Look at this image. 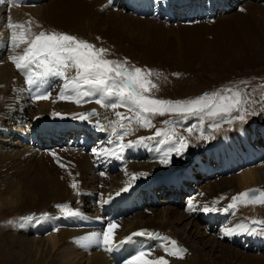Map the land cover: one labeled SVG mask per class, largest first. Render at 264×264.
<instances>
[{
  "label": "bare ground",
  "instance_id": "6f19581e",
  "mask_svg": "<svg viewBox=\"0 0 264 264\" xmlns=\"http://www.w3.org/2000/svg\"><path fill=\"white\" fill-rule=\"evenodd\" d=\"M21 1H27V3H31V4L29 5V4L19 3V4H12L11 6H9L7 3L3 5L0 4V120L5 119L7 121L6 123L0 122V123H3L0 126V131L1 133L5 134V137H4L5 139L3 141L10 140V139H6V137L11 135V131L13 127H8L7 126L8 124L11 126L13 123L16 122V123H19L20 124L19 126L22 127L24 124L26 125L28 123L29 116L27 112H30L32 110L30 106L35 107V110H33L32 112V115L34 114L32 116V120L34 118L35 119L33 120V123L30 124L32 125V128L30 129V135L29 134L27 135V133H24V136L30 138L29 142L35 141L37 137H42L48 140L49 138L54 137L55 135H58L55 133L56 131L57 132H69V127H67V125H66L67 127L66 128L65 126H62L59 124L61 122L56 121L57 119L56 116L58 114L68 113L67 114L68 116L72 114L74 116L73 122H77L78 121L77 113H86L89 108L86 109L84 105L88 104L91 109H95V110L97 109L96 112L99 110L100 115L102 116L101 109L98 107L101 105L95 103V97H93L90 100H87V102H84V98H82L81 108L77 109L76 113H73L72 111H70L72 110L71 108H74V107L70 106L71 104L69 103L75 102L76 98H75V95H73L71 100L60 98V92L62 91V83H61L62 79L59 77L48 78L47 83L44 84L43 88L41 89L42 92L45 90L50 91L49 92L50 98L53 92L57 91L56 94H59V97L54 101L55 103L52 102L53 100L51 101L52 103L47 102L48 99L47 100L34 99L33 96L36 92V86L31 87V91L28 95L23 90V88L21 89V85L23 83H24L23 85H27L29 87V85L26 82L27 77L25 75L23 76L19 75L20 72H18L14 64L8 58L9 56H12V55L21 54L23 48L26 45H21L20 49H16L14 46H11L9 44L8 37L11 34L10 30H8L7 28V22L9 20V17L11 18L12 23L23 24L24 29L30 28L31 34L33 36L39 33L38 30L41 31L43 28H45L44 26H50V25H54L53 28L56 27L57 29H59V26H61L66 30L68 29L67 31L69 33H74L75 31H77L78 32L77 34H79V36H84L86 31L90 28H93L94 30L100 26V29H104V32L107 35L111 33V34H115L116 38L119 36L120 38L118 39L117 43L120 42V44H123L124 41H121L122 38L127 39L129 35H132L129 33L130 31H128V29L129 28L137 29L139 20L155 18L153 15H155L156 12L158 14L162 13L164 18L159 17L157 15L156 17V19H158L157 21L151 20L150 23L142 22L141 24H139L138 29L141 32L150 31L154 33L152 34V37L149 36L150 33L148 34V32H144L146 33L145 35L142 34L143 36H145V39L149 41V44H148L149 48L147 49L150 51H153L156 55H159V56L161 55V57L164 58L168 55L174 56L172 52L175 50V49H172L171 46L166 45V47H164L165 49L160 51L159 47L161 44L158 47H156L157 45L156 46L154 45L155 41L157 40V37H161L160 36V33L162 32L161 23L167 24L165 20L176 22L181 17V11H188L187 16L192 15V18H196V19L204 18V21L197 20L198 22L196 25L191 26V24H186L187 26H189V30L203 28V26H205L206 23L211 22L210 19H208L209 18L208 15H210L215 9L220 8V5H221L220 9L222 10V9H227L230 6H234L233 4L236 5L237 3L239 4L241 2L240 0H163L162 5L156 4L157 6H155L154 8L153 6H151V0H124L130 3L131 8L133 9L132 12L131 11L125 12L123 8L119 9L117 8V6H113L112 4L108 3V0H106V5L108 4L112 8L111 13H114L119 18L117 19L111 18L108 21H105L104 23L107 25L104 28H102L103 26L101 27L100 22L99 21L97 22L95 18H92V15L90 13L96 0H56V1L49 0L47 3L44 2V0L43 1L42 0H21ZM37 1L39 2L37 3ZM201 1L205 2V5L207 6L206 8H204L201 5ZM182 4H184V6H182ZM256 9L260 10V7L254 4L252 0H248L245 3V5H243L239 9L238 12L220 16V20H221L220 24L222 28L224 29L230 28L233 32L235 31L234 33L248 32L246 33V35L248 34L247 35L248 37L247 36L242 37L245 39L238 38L234 41L229 40L228 43H226L225 41H220V44L222 45L225 42V46L228 45L229 47V45L233 43H237L239 39H241V41H246V42L247 40L249 41L246 45V47H248L249 45H252V41L257 43V39H264V32L262 33V31H264V27H263L264 12L261 14H258L260 19L257 21V19L255 18ZM261 9H262L261 11H264L263 8ZM145 12H148V13H145ZM48 13H49V16L47 18H53L49 22L50 24L41 22L38 16L43 18ZM203 13H205L206 15ZM225 18H228V20ZM35 19L36 20L38 19L39 22H41V25H42V26L40 25L41 28L39 26H34L33 24H31L32 21H34ZM182 19H185V15L182 17ZM220 20H218V22ZM177 24L180 25L179 23ZM216 26H220L219 23H217ZM216 26H214V28ZM24 29H14V31L19 33L20 31ZM249 31L251 33L253 31L254 32L258 31L259 37L256 38L255 35L249 36L250 34ZM47 32H50V31L47 30ZM223 32L225 31L223 30ZM74 36L77 37V35H74ZM137 39L139 40L140 38H137ZM226 39H228V37ZM253 39H256V40H253ZM220 44H218L217 46H220ZM257 45L259 44L257 43ZM182 55L185 56L184 54ZM170 58L171 57H169V60ZM185 60L187 59L185 58ZM37 71L39 70L37 69ZM15 76L20 77V83H15L14 81V79H16ZM22 91H24L25 93H23V96L20 97L19 94H21ZM13 96L20 98L21 100H23V102L19 103L18 106L12 107ZM53 97H56V96H53ZM29 102H31L32 104H30ZM67 107L69 108L67 109ZM50 109H52V112H49ZM82 109L84 110L82 111ZM23 114H24V117L22 118ZM97 115H98V112H97ZM60 116H63V115H60ZM98 117L95 119L102 121V119ZM84 123L89 124L90 120L89 119L84 120V122L80 121L74 124V128L76 127L81 128L82 126L85 125ZM48 124H51V125H48ZM86 126H89V125H86ZM105 126L108 128L109 124L107 123ZM125 127L126 129L127 127H129L131 130V132L129 131L130 132L129 135L124 136L125 140L127 141H134L135 138L139 134L143 133V130H144L142 129V127L138 126L135 120H133L132 123H127ZM93 130L98 131L100 129L93 127ZM135 132H137L138 134H136ZM201 134L202 133H200L197 138L198 140H200V144L196 143L198 145H195V146L193 144L191 147L190 146L188 147L187 151L184 152V153H192L194 151L195 153L197 152L195 156L193 155L190 158V160L194 159L193 161L195 162L193 163V165L191 164L190 167L198 166L199 169H197L196 171H199L204 174L207 173V175L209 173L214 174L216 172H220V173H226V171L234 172L235 175L230 176L231 187L225 190L226 193L228 192L229 195L238 194L240 190H243L248 186H251V185L253 186L254 184L257 185V184L264 183V159H263V156H264V124L263 125L258 124V125H253L251 127H246L243 125V123H237L234 125V129H232L229 132L224 131L223 133H220L216 135L215 137L213 136L214 137L213 140H210V141H209L210 138L207 134L204 135L203 138H200L202 137ZM115 136L116 135L111 136L110 138H108V140L111 139L113 141L116 139L117 141V138H115ZM1 139H2V136H1ZM34 145L35 143L33 144V146ZM111 146L114 147L112 144L108 143L106 145L104 144L102 147L108 148ZM155 147L156 145L149 149L152 155L150 159L151 161H147V160L145 161L141 159L144 157V155L143 154L141 155L142 152L141 150H139L140 149L139 146L127 148L123 152L122 159L112 158L111 163L107 164V166H109L112 169L113 167L118 166L117 170H119V174L117 175H114V174L113 175L112 174L111 175H106V174L101 175L100 172L99 173L94 172L93 174L92 169L94 168L95 170V166L100 165V160H97L96 158H94L96 160V164L90 165V160H89L90 157L88 156V153L79 154L74 148H72V150L70 149L67 152V155H65L66 154L65 150H63L62 153H58L57 154L58 156L59 154L60 156H62V154L64 156H67L66 157V159H68L67 161L68 162L69 160L73 161V164L75 167H73L74 169L69 168L70 170L64 169V172H62L63 169L61 168L60 170L57 169V173L56 175H54L55 178H58V180H56L57 181L56 183L52 181V179L54 178L53 175L51 177H48V176L44 177L43 175L40 177H37L38 176L37 174L35 175V177L32 176L30 178L32 181L31 182L32 185L30 186L31 189L33 190L32 194L33 196L35 195L38 196V199L35 198L36 199L35 202H37L38 206L29 209L28 213L34 210L33 212H31L30 215L36 216L38 218V222L37 221H33L31 223L24 222L23 229L22 228H20L19 230L17 229L16 231L19 233L16 234V236L14 235L15 236L14 238H11L10 235L8 234L9 241L4 240L0 244L3 248H5L6 254L7 252L12 253L11 259H10L11 264H43L44 262L45 264H49L55 258L56 255H59L58 259L60 261L59 262L60 264H82L83 259L80 258V253L77 250L78 248L74 249V246L83 245L85 243L84 238L88 237L91 233L102 231L104 228H106V225H107L106 221L109 222V220L117 224V228L114 232V241H113V246L115 250L111 253L106 252L104 250V246L101 245L99 247L103 250V252L107 254V258H106V255H104L102 252H99L97 249V252H93L91 254V257L86 259L87 261H89L87 262V264H102L107 261L106 259H108L109 261L107 264H122V262L124 261V257L129 258L132 254H134L137 251V249H140V248H144L146 250L149 248L148 250H151L149 254L145 257L146 259L154 260L159 257H164L165 260L168 262V264H222V262L215 261L209 255H207L203 250L198 248V245L194 243L195 241L194 242L192 241V244H190L188 241V240H191L190 236L196 235V233L199 234L197 230L198 219L193 217L194 216L193 214H195L196 212L200 213L199 209L205 204L208 205L212 203L211 206H213V203H214L213 195L216 193V191L214 189L212 193L206 192L208 189L209 183H207L204 187H200L198 194L194 192V194L196 195H194L193 197L191 196L192 197L191 203L194 206H197L199 203V207H197L196 211H189L188 213H186L185 211L180 212L178 211V207H172L171 210H169V206L167 205L162 206L163 207L161 208L162 210H159V211L148 209V206L151 209L152 201H154V204L158 203L156 206L160 204H164V202H162L164 201V199H162L161 196H159L158 194H156V198L159 201L154 199L155 197L154 192H156L158 189L160 190V188H157V187H160V185L158 186L155 185V178L153 176L161 172L168 173L170 168H172L174 164L173 158L175 157V154H173L172 161L168 166L161 165L159 163L160 153L157 154V152L154 150ZM99 148H96V149L99 150ZM46 152L51 153V155L53 154V156L55 155L53 151L50 149ZM75 153H76V157H74ZM4 154L5 153H1V155H4ZM70 154L72 155L70 156ZM1 155H0V160L4 163L9 164V160H7L8 161L7 162L5 160L6 158ZM9 155H12V154H9ZM42 155L44 156V154ZM57 155L56 157L59 160V157ZM97 155L98 157L101 156L100 154H97ZM185 157H186L185 155L181 156L182 162L186 161ZM33 159H35V157ZM46 159L48 160L49 157L46 156ZM103 159L105 162L107 158H103ZM175 160H179V158H175ZM63 161L61 162L64 164L65 161L64 162ZM26 162H28V160ZM252 162H259V164L253 165L251 167L247 166ZM122 163L123 165H120ZM101 165L103 169L104 168L103 164ZM5 168H8V167H5ZM54 168H57V167H54ZM82 169L84 170L81 173H87V174L91 173L92 174L90 178L89 177L87 178L88 181L86 183L83 180L84 186L79 185L77 189L79 193H84V197L90 203V205H88L90 209L89 214L83 213L79 208H77L79 206L75 205V206L69 207L65 203H58L61 201L62 198L64 199L69 198L66 196V189H65L66 186H64L63 182L65 183H68L69 181L72 182V180L74 179L72 175L74 176L76 172L80 173ZM241 169L243 170L241 171ZM99 170L100 169L98 168V171ZM60 171L62 172V174L59 173ZM21 172H25L28 174L27 169H20V167L6 174L5 169L0 167V181H2V184H5V185L7 181H10L9 182L10 187L15 186V188H17L18 187L17 183L19 181H25L26 179L29 178L28 176L20 178L19 176ZM142 172L148 173V175L139 176V173H142ZM186 172H187L186 169H184L182 172L178 171V169L176 170V174H182ZM193 172H195V170L194 171L190 170L188 173L184 174V177H179V178L177 177V179L172 180L171 183L174 182L172 185H176V189L178 188L177 195H179L181 191L183 192L182 189H183L184 182L187 176L189 174H192ZM133 174H136L135 179H133ZM7 175H8V178H7ZM104 177H107V179L109 178V180H104ZM179 184H182V186L181 185L177 186ZM99 186H102V187L100 188ZM213 186L215 187V183L211 184L209 187L212 188ZM126 187L127 188L129 187L128 191H121L122 189ZM130 187H134L132 192H131ZM237 187L240 190L235 193ZM19 188L20 187H18L16 191H18ZM75 190L76 189H74V191ZM23 191L24 189L22 190L21 194H23ZM117 192H120L121 194L116 195ZM146 192L152 193L153 198L149 200L148 204L145 203L144 204L145 206L141 207L140 208L141 210H138L135 216L129 222L126 219V213L132 212L134 208L136 207L139 209L140 206L136 205V202L137 201L139 202L140 201L139 199L143 200L144 198L138 197V196ZM202 193H205V196L200 198V194ZM28 197H29V192H25V194L22 197H19V194L17 196L20 202L25 201L26 204L27 202H29L27 201ZM58 205H66L68 206V208H60V207H57ZM218 208L220 209V207ZM68 210L77 211L79 214L76 216L70 217L67 215ZM187 210H188V205H187ZM246 210H249V211L253 210L252 212H250L251 215L256 216L257 218H260V220H264L263 219L264 204H254V205L248 204L238 209V211L235 214H231L229 211L225 212L222 209L216 212L208 213L205 216L203 212L202 217H204L205 222H207L206 219H208L209 222L212 224V227L208 226L210 228L208 232L206 229H203L202 227H200L203 229L202 231L203 234L200 235L201 240H199L196 237V239H198L197 243H200V244L202 243L203 245L216 243L217 246L219 243V245H224L220 243V240H225L223 239V237H229V242H231L232 240L235 243H239L238 246H240L242 241L245 239L247 241V244L243 246L247 248L249 247L251 249L257 247V249H260L258 250V252H264V236L250 235V234L246 236V233L231 235V236H226L224 234L226 229L233 228L235 227L236 224L242 223V221H240V217L241 215H244L246 213ZM168 211L171 213L172 217L167 215ZM191 212H193L192 215H191ZM44 213L47 214L46 217L41 215ZM17 215L27 217L29 214L28 215L17 214ZM225 217L230 218L229 222H226V226L224 225ZM182 220L186 221L185 225H183V228L181 230L177 229L176 225L182 224L181 223ZM189 223H190V226L194 228L195 233H192L191 231H187V234L190 235V236H187L185 234L186 233L185 229L188 228ZM12 226H15V223ZM155 230L163 231V233L167 235L166 238H169V239L165 240L163 243L153 239L152 234ZM217 230H219V232ZM7 231L9 230H6V232ZM31 231H33L34 235H31L32 234ZM139 231H144L145 234L140 235V236H135L130 241L126 239L131 233L139 232ZM40 232L44 234H42V236H39ZM159 233L161 234V232ZM0 238H2L1 235H0ZM171 240H175L177 242V246L183 245L186 248H188V251L191 254L185 255L184 253H182L181 255L183 258H180L179 256L171 255L170 254L172 250V245L170 243ZM121 241H124V243L120 244ZM149 242H152V243L149 245ZM47 245L49 246V248H51V250H54L53 256L48 259H47ZM94 246H95L94 244H90L88 247L93 248ZM224 246L226 248L221 253L222 257L225 258V257L231 256L232 258L233 257L238 258L237 257L239 253V251H237L238 249L234 250L235 248H232L229 245H224ZM165 248L168 249V252L165 251ZM252 251L254 250L252 249ZM36 253H41V255L42 254H46V255L44 257L33 258V255ZM249 256L257 257L258 255L253 254Z\"/></svg>",
  "mask_w": 264,
  "mask_h": 264
},
{
  "label": "rangeland",
  "instance_id": "374dc122",
  "mask_svg": "<svg viewBox=\"0 0 264 264\" xmlns=\"http://www.w3.org/2000/svg\"><path fill=\"white\" fill-rule=\"evenodd\" d=\"M48 1L49 0H44V2H46V3ZM51 1H54V0H51ZM120 1L121 0H111V3H110L108 0V3L115 4V5H117V7H121L122 4L120 3ZM247 1L248 0H245L244 2H240L239 5H237L234 9L230 10L228 13H222V14L218 13V15L216 17H214L215 19H212V17H209L208 19H210L211 22L206 23L205 26H203V28L189 30V26L186 25V24H191V26L196 25L197 22L182 23V21H181V23H180L177 20L176 22L179 23L180 25H178L177 23L163 24L160 22L162 24V27H161L162 32L160 33L161 37H157V40L155 41L154 45L155 46L157 45L156 47H158L161 44L159 47L160 51L164 50L165 49L164 47H166V45H169L172 47V49H175L172 52L174 54V56L168 55L169 57H171L170 60H169L168 56L163 58V57H161V55L160 56L156 55L153 51H150L147 49V48H149V46H148L149 41H147L145 39V36H143L146 34L144 32H148V34L150 33L149 34L150 37H152V34H154L153 32H150V31H142L141 32L138 29L139 24H141L142 22L150 23L151 20L157 21L158 19H156V18L139 20V24L137 25V29L136 28H129L128 29V31H130L129 33L132 35H129L127 37V39L122 38L121 41H124L123 44H120V42L117 43L118 39L120 38L119 36L116 38V35L111 34V33L107 35L104 32V29H100V26L94 30H93V28L88 29L86 31V33L84 34V36H79V34H77L78 33L77 31H75L76 33L75 32L69 33L67 31L68 29L66 30L61 26H59V29H57L56 27L53 28L54 25L44 26L46 29L43 28L42 30L45 31L46 33H50V32L55 31V32H63V33L71 34V35L72 34L77 35V38L83 39L89 43H92L93 45L96 46V48L107 49L108 51H107V53L104 54V58L109 59V60L119 61L122 64H124V66L126 68H128L130 70L135 69L137 67L141 68L143 70L141 75L145 76L146 79L150 80L152 83L157 85L156 88H151L150 92L146 93V95H150L152 97L164 99V100L177 101V100H191V99L200 97L206 93L219 92L223 95H232V93H234V92H240L242 94V99H244L245 101H255L254 103L246 105L248 115L246 117L245 122L233 121V123L231 125H229L227 123H222L221 127L218 131L217 130H211V129L207 128L206 122H207V124L209 123V120L207 117L204 118V124L202 125V127H201L199 119H197L196 117H194V119H193V121H197L194 124L192 123V121L190 119L193 117H189L186 120H180L176 124L175 130L177 133H179L180 135H182L186 138L189 146L191 147L193 144H194V146L200 144V140L197 139L198 135L200 133H202L201 134L202 136L207 134L210 138L209 139V141H210V140H213V138L216 135L223 133L224 131H227V132L231 131L232 129H234V125L237 123H243V125L246 127H251L253 125H258V124H261V125L264 124V39H257V43L259 45H257L256 42L252 41V45H249L248 47H246L247 43L249 42L248 40L246 42V41H241V39H239V41L237 43H233V44L229 45V47H228V45H226L227 46L226 47L225 42L228 43L229 40L234 41L238 38L245 37L248 35V34L246 35V33H248V32H246V33H239V32L234 33L235 31L233 32L230 28H225V29L222 28L221 24H220L221 23L220 16H224V15H228L231 13L233 14L234 12H238L239 9L243 5H245V3ZM38 2L39 1H37V3ZM253 3L256 4L258 7H260V10L256 9V14H255V18L258 21L260 19L258 14H261L264 12V11H261L262 10L261 8H263V10H264V0L253 1ZM201 5L204 8L207 7L205 5L204 1L203 2L201 1ZM155 6H157V5L155 4ZM122 7H124V6H122ZM220 8H221V5H220ZM126 9H128V8H126ZM111 11H112V8L108 4L106 5V0H96L95 4L93 5V7L90 11V13L92 15V18H95L97 20V22L99 21L101 27L103 26L102 28H104L107 25L104 23L105 21H108L111 18H115V19L119 18L114 13H111ZM203 14H205V13H203ZM157 15L159 17H163L162 13L158 14L157 12L155 13L154 17H156ZM3 16H5V15H3ZM48 16H49V13L43 18H41L40 16H38V18L40 19L41 22H45L46 24H50L49 22L53 18H47ZM115 16H117V17H115ZM187 17L192 18V15H189ZM201 19H200V21H204V18L202 20ZM225 19L228 20V18H225ZM196 20H198V19H196ZM218 20H220V21L218 22ZM34 21H32L31 24H33L34 26H39L41 28V26H42L41 22H39L38 19L37 20L35 19ZM119 21H120V19H119ZM263 21H264V17H263ZM217 23H219L220 26H216ZM214 26H216V27L214 28ZM50 27H52V28H50ZM263 27H264V22H263ZM47 30L50 32H47ZM138 30H139L140 34H139ZM223 30L225 32H223ZM38 32H40V30H38ZM263 32L264 31H262V33ZM250 35L251 36L255 35V37L258 38L259 32L253 31L252 33L250 32L249 36ZM98 37L100 39H97ZM227 37H228V39H226ZM230 37H231V39H230ZM137 38H140V39L138 40ZM242 39H245V38H242ZM253 40H256V39H253ZM220 41H225V42L221 45ZM218 44H220V46H217ZM182 54H184L185 56H183ZM180 56H181V58H180ZM185 58L187 60H185ZM148 73H151V74L148 75ZM72 74L74 75V70H70L68 73V75H72ZM176 74H178V75H176ZM19 75L23 76L22 73H19ZM14 81H15V83H20V77H16V79H14ZM61 83L63 86V80L61 81ZM23 84L21 85V89L24 87ZM228 90H231V91H228ZM23 93H25V92L22 91L21 94H19L20 97L23 96ZM56 93H57V91H54L53 94L51 95L52 99L49 97L47 102H51L53 100L52 102L55 103L54 101L59 97V94H56ZM53 96H56V97H53ZM75 98L77 99L76 96H75ZM80 99H82V97ZM21 102H23V100H21L20 98H18L16 96H13L12 107L18 106V104ZM29 103L32 104L31 102H29ZM69 104H71L70 106L75 108V109L71 108L72 110H70L73 113H76L77 109L81 108V106H82L81 105L82 103L79 104L76 102H73V103L70 102ZM84 107L86 109H88V108L91 109L88 104L84 105ZM98 107L101 109L103 117L100 115V111L98 110L97 111L98 115L96 117H93V118L90 117V119H89L90 123L89 124L84 123L85 125L82 126L81 128H83V127L85 128L86 125H89V127H91V128L95 127L93 120L95 118H97L98 116H99L98 118L102 119L103 123L106 125L107 123L109 124L110 121H119L122 118V117H117L115 115L116 112L122 113L123 117H133V115H134V113L130 112L127 107H123V106L118 107L116 109H111V108L109 109V108H105V107L102 108V106H98ZM30 108L32 110L30 112H27V113H28L29 119L32 120V116L34 115V114L32 115V112H33V110H35V107L30 106ZM68 108L69 107H67V109ZM83 110L84 109H82V111ZM49 112H52V109H50ZM87 112L86 113H77V115H78V121L77 122H73L74 116L72 114H70L68 116L67 115L68 113L57 115L56 121L61 122L59 124L62 126L66 127V125H67V127H69V132H73L74 129L75 130L80 129V127L74 128V124H76L80 121L84 122V120H82L81 117L85 116L87 114ZM60 115H63V116H60ZM145 115H147L148 118L151 119L153 127H148V128L142 127V129H144L143 133L139 134L135 138V140H137L141 136H143V137L153 136V134L157 128L169 129L170 125L164 124V126H163V122L165 120H167L169 117L174 116V115H170V114H166L163 116L152 115L151 113H147ZM175 119H177V118L173 117V118H170L168 120H175ZM1 120H0V122H3V123L7 122L5 119H1ZM33 120H32V123H33ZM106 121H107V123H106ZM3 123H0V126ZM137 124H138V126H140L139 123H137ZM19 125L20 124L16 123V122L13 123L11 126L9 124L7 125L8 127H13V129H14L12 134L10 136L6 137V139H10L7 141H3L5 139L4 138L5 134L1 133V131H0V155H1V153H5L4 155H1V156L5 157L6 161L9 160V164L4 163L0 160V165H1L0 167L5 169L6 174L10 173V171L12 172L14 169H18L19 167H20V169H27L28 174L25 172H21L19 177L21 178V177L28 176L29 178L26 179L25 181H19L17 183L18 185L16 184L18 187H20L18 189V191H16V189L18 187L17 188H15V186L10 187V184H9L10 181H7L6 185L2 184V181H0V235L2 236V238H0V244L4 240H8L9 235L11 238H14L16 236V234L19 233L16 231L17 229L18 230L20 228L23 229V224L26 221H24L22 219V218H24V216H19L17 214H24V215L29 214L30 215L31 212H33L34 210H32L28 213L29 209L38 206L37 202H35L36 199H38V196H36V195L33 196V194H32L33 190L30 187L32 185V183H31L32 181L30 178L32 176L35 177V175H37V174H38L37 177H40L42 175L44 177H47V176L51 177L53 175L54 178L52 179V181L54 183H56L57 182L56 180H58V178H55L54 175H56L57 169L60 170V168H61V169H63L62 172H64V169L65 170H67L69 168L74 169L73 167H75L73 164V161H71V160H69V162L67 161L68 160V159H66L67 156H64L63 154H62V156H60V154L58 156L57 154L62 153V151L65 150V152H66L65 155H67V152L70 150V148H74L79 154L80 153L84 154L83 152L86 151V148L83 147V145H81L80 142H78V140L72 141L70 143V145H67V143H66L68 140H63L62 143H60L59 140H53L50 144L45 143L42 140H40L38 150H37L36 149L37 147L36 148L31 147L28 144L30 138L24 136V133H27V132H24L26 125L24 124L22 126L23 128ZM48 125H51V124H48ZM193 125H196L197 127L193 128V131L191 133L185 131L186 128L192 127ZM17 126H19V127H17ZM201 128L204 129L203 132H201ZM127 130H129L131 132L129 127H127ZM116 131L119 133L122 131V129H120L119 126L117 125ZM55 133L58 135H55L54 138L59 136V133H61V132L56 131ZM135 133L138 134L137 132H135ZM113 135L114 134L112 133V128L110 126L108 128L105 126L104 130L97 132V136L96 135L94 136L92 134L89 136L90 139L93 138V140L96 138V142H95L94 146L91 148V150L89 152H86V153H88V156L90 157L89 158L90 165L96 164V160L94 158H96L97 160H100V164H104L107 160L110 161V163H111L112 158H107L106 161L104 162V159L101 158V156L98 157L97 154L96 155L93 154V149L99 148L100 146H101L100 148H102V146L104 144L105 145L108 144V141H109L108 138H110ZM1 136H2V139H1ZM70 137H72V136H70ZM21 138H22V141H19V139H21ZM115 138H117V137L115 136ZM59 139H64V136L59 137ZM123 139L124 140L120 141L121 143H127L128 142L127 140H125V137H123ZM71 140H73V139H71ZM103 141H104V143H103ZM113 141L117 142L116 139ZM87 142L88 141H86L85 144H87ZM196 143H198V144H196ZM21 144L24 146H22ZM35 145H37V144L35 143ZM112 145L115 147V143ZM146 145L147 146H139L140 147L139 150H141V152H142L141 155L142 154L144 155V157L141 159L145 160V161L146 160L151 161L150 159H151L152 155H151L149 149L155 146V141H152V140L146 141ZM64 146H65V148H64ZM42 149H46V150H42ZM49 149L53 151V153L55 154L54 156H53V154L51 155V153L46 152ZM187 150H188V148L186 149V151ZM9 152H11V153H9ZM76 153L74 154V157H76ZM193 153H195V151L192 153H183V155L186 156L185 162H182L181 156L180 157L175 156L173 158L174 164H173L172 168H170L168 173L161 172V173L155 174V176H153L155 178V185L156 186H158V185L161 186L164 184V187H160V190L159 189L157 190V192L159 191L158 195L161 196L162 199H164V201H162V202H164V204H160V205H158L159 206L158 207V206H156L158 203L154 204V201H152L151 202L152 203L151 209L148 206L149 210L159 211V210H162L161 208H163L162 206H164V205L169 206V210H171L172 207H178V206H175V201H177L181 204L183 203V209L178 207V211H180V212L185 211L186 213H188L190 210H187V205L192 200V197L194 195H196V194H194V192H196L198 194L200 187H204L207 183H209V186L211 184L215 183V187L213 186L212 188H210L208 186V189L206 192L212 193V191L215 189L216 193L213 195V197H214L213 199H214V202H215V205L217 208L220 207V209H223V208L227 207V205L232 202L231 197L236 195V194L229 195L228 192L226 193L225 190L227 188L231 187L230 176L235 175V173L232 171H226L227 174H225V173L222 174L220 172L219 173L217 172L214 175H210V174L207 175V173L204 174V173H201L199 171H196L197 169H199L198 166L190 167L191 164L193 165V163H195L193 161L194 159L190 160V158L193 155L195 156L197 154V152L195 154H193ZM9 154H12V155H9ZM42 154H44V156ZM56 155L59 157V160L57 159ZM71 155L72 154H70V156ZM133 155H135V154H133ZM46 156L49 157L50 160L49 159L47 160ZM63 156H64V158H63ZM159 156H160V154H159ZM34 157H35V159H33ZM175 158H179V160H175ZM201 158H202V156H201ZM55 159H57V160H55ZM263 159H264V156H263ZM17 160H18V162H17ZM23 160H24V162H23ZM27 160L29 163L26 162ZM43 161H44V163H43ZM61 161H63L64 164ZM13 164L14 165L16 164L17 166L16 165L14 166ZM62 164L64 166H62ZM257 164H259V162H252L247 166L251 167V166L257 165ZM120 165H123V163ZM48 166H50V167H48ZM99 166H95V170H94V168L92 169L93 174H94V172H98V173L100 172V174L103 172L104 175L105 174L106 175H111V174L117 175V174H119V170H117L118 166L116 167V169H114L115 170L114 172H111L112 168H110V167L106 171L105 167L102 169V168H99ZM5 167H8V168H5ZM54 167H57V168H54ZM43 168H45L47 170H45ZM98 168L100 169L99 171H98ZM176 168L178 169V171H181V172L184 169H186L187 170L186 173H188L190 170L191 171L195 170V172H193L192 174H189L185 180V182L188 181V183H190V184L187 183L186 187L191 188L190 190H187V194H185V195H184L185 190H186L184 188L185 182H184L183 189H182L183 192L181 191V193L179 194L180 196L177 195L178 193L171 192V188H170V186H168L169 184L174 183V182L171 183L173 179H177V177L178 178L184 177V174H186V173L176 174V170H177ZM156 169H158V168H156ZM83 170L84 169H82V171H80V173L76 172L74 176L72 175V177H74V179H73L74 182H73V180H72V182L69 181L68 183L63 182L64 186H66V188H65L66 189V196L69 198H66V199L62 198L61 201L58 203H65L69 207L76 205V206H79L80 210H82L83 212L86 213V210H87L90 213V209L88 207V205H90L89 201L84 197V193H79L77 190L79 185L84 186L83 183L84 182L86 183L88 181L87 178L88 177L90 178V176L92 175L91 173L90 174L89 173L88 174L87 173H81V172H83ZM242 170L243 169H241V171ZM62 172L60 171L59 173L62 174ZM109 172H111V173H109ZM47 173H49V174H47ZM82 176H84V177H82ZM7 178H8V175H7ZM83 180H84V182H83ZM104 180H109V178L107 179V177H104ZM27 181H28V183H27ZM73 183L76 184V188L72 187ZM216 184H217V186H216ZM99 187L101 188L102 186H99ZM219 187H220V189H219ZM248 187H258L261 191H264V183L263 184H257V185L254 184L253 186L251 185ZM248 187H246L245 189H247ZM133 188L134 187H130L131 192L133 191ZM21 189L22 190L24 189L23 194H21L22 193ZM74 189H76V190L74 191ZM245 189L240 190L237 187L235 193L238 192L239 190H240L239 193L243 192ZM25 192H29V197L27 198V201H29V202H27V204L25 201L20 202L19 198H17L18 194H19V197H22L25 194ZM69 192H70V194H69ZM72 192H73V194H72ZM205 193L200 194V198L205 196ZM142 195L143 194H140L138 197H141ZM188 200H190V201H188ZM24 202H25V204H24ZM138 203L139 202L137 201L136 205H138ZM208 205L211 207L212 203H210ZM249 205H254V204H249ZM143 206H145V205H143ZM243 206H246V205L243 203H238L237 209L235 211L229 210V212L231 214H235L238 211V209H240ZM196 207H199V203ZM140 208L141 207H139V209L137 207L134 208V210L126 216V219L130 222L132 220V218L135 216V214L137 213V211L141 210ZM252 211L246 210V213L244 215H241V217H240V221H242V223H245L246 226L250 225V223L253 219L260 220V218H257L256 216H253L250 214V212H252ZM192 213L193 212H191V215H192ZM196 213L193 214L194 215L193 217L198 219L197 230H198L199 234L196 233V235H193V236H190L187 234V231H191L192 233H195V230H194V228H192L190 226V223L188 225V228L185 229V231H186L185 234L187 236L191 237V240H188L190 244H192V241L193 242L195 241L194 243L196 245H198V248L203 250L207 255H209L215 261L222 262V264H264V252H258V250H260V249H257V247L252 248L254 250V251H252L251 248H249V247L247 248V247L243 246V245L247 244V241L245 239L242 241V243L240 245L243 248L238 246L239 243H235L232 240H231V242H229V237H223V239H225V240H220L221 244L229 245L232 248H235L234 250L238 249L237 250V251H239L238 256H237L238 258H235V257L232 258L231 256L225 257V258L222 257L221 253L226 247L224 245H219V243H218V246L216 243L208 244V245H203L202 243L201 244L197 243L198 239L201 240L200 235L203 234L202 233L203 229H206L208 232L210 228L207 227V224L204 220V217H202L203 211L200 210V213H197V214ZM207 214L208 213L204 212V216ZM149 215H150V213H149ZM167 215L172 217V215L169 211H168ZM263 219H264V214H263ZM185 220L181 221L182 224L176 225V228L181 230L183 228V225H185V222H186ZM206 220H207V222H209L208 219H206ZM229 220H230L229 217H225V219H224V225L225 226H226V222H229ZM248 220H249V222H248ZM109 221H111V220H109ZM106 222H108V221H106ZM14 223H15V226H12ZM19 225H20V227H19ZM208 226L212 227V224L210 223V225L208 224ZM13 227H14V229H13ZM200 227H202L203 229ZM255 227H256L257 231H259L261 229L260 225H255ZM6 230H9V231L6 232ZM10 230H12V231H10ZM157 231H159V230H157ZM217 231L219 232V230H217ZM159 232H161V234H163L164 237H167V235L165 233H163V231H159ZM31 233H32L31 235H34L33 231H31ZM42 234H44V233L40 232L39 236H42ZM247 235L248 234H246V236ZM196 237L198 239H196ZM164 241L165 240H163V241L160 240V242H162V243ZM151 243L152 242H149V245ZM207 246H208V248H207ZM178 247L186 249V252H184L185 255L191 254L188 251V248H186L185 246L180 245ZM76 248H78L77 250L80 253V258L83 259L82 264H87V262H89V261H87L86 259L90 258L91 254L93 252H97V249L99 252H102L104 255H106V258H107V254L105 252H103V250L100 247H97L96 245L93 248H89V247L85 248V247H83V245L74 246V249H76ZM240 248L242 251L240 250ZM5 251H6L5 248H3L0 245V264H11L10 259H11L12 253L7 252V254H6ZM49 251H51V252H49ZM53 251L54 250H51V248H49V246L47 245V259L53 256V253H54ZM241 252H243V253H241ZM253 254L258 255V256L257 257H250L249 256V255H253ZM40 255H41V253H36L33 255V258L44 257L46 254H42L41 256ZM58 257H59V255H56L55 258L49 264H57V263L60 264ZM126 259L127 258L124 257V260H126ZM106 260L107 261L102 263V264H107L109 262L108 259H106ZM43 264H45V262Z\"/></svg>",
  "mask_w": 264,
  "mask_h": 264
},
{
  "label": "snow or ice",
  "instance_id": "6c2138e0",
  "mask_svg": "<svg viewBox=\"0 0 264 264\" xmlns=\"http://www.w3.org/2000/svg\"><path fill=\"white\" fill-rule=\"evenodd\" d=\"M20 0H0V4L7 3L19 4ZM111 3V0H109ZM7 28L10 30L8 37L9 44L16 49H20L21 45H26L21 54L9 56V60L14 64L15 68L27 77V84L30 87L36 86V92L33 96L36 100L49 99V91H41L44 84L47 83L50 77H59L63 80L62 91L60 93L61 99L71 100L73 95L77 97L76 103H81V97L84 102L95 97V103L105 108L116 109L118 107H127L130 112H133V117H123L122 113L116 112L117 117H122L119 121H110L109 126L112 128V133L117 136V142L108 141L109 144H114L115 147L93 149V154H100L101 158H116L122 159L125 149L136 146H147L146 141H155V151L160 153L159 163L168 166L173 154L180 157L189 147L186 138L176 132V124L180 120H186L189 117H196L200 124H204V118L207 117L209 123L207 128L211 130H219L222 123L231 125L233 121L245 122L248 115L247 104L255 101H245L242 99L240 92H234L232 95H223L219 92L206 93L200 97L191 100H164L146 95L151 88H156L157 85L142 76V69L137 67L135 69H128L119 61L109 60L104 58L107 53L105 48H96L95 45L83 39H79L74 35L63 32L40 31L36 35L31 34V30L24 29L23 24L12 23L11 18L7 22ZM14 29H24L17 33ZM97 39H100L99 37ZM37 69L39 71H37ZM70 70H74V75H68ZM151 73H148L150 75ZM178 75V74H176ZM231 91V90H228ZM147 113L152 115H174L177 119L165 120V125H170L169 129L157 128L153 136L139 137L137 140L121 143L124 136L130 134L126 129V123H132L133 120L139 123L141 127H153L152 121L148 118ZM59 115V114H58ZM95 111L82 116L84 120L96 116ZM122 129L117 133L116 127ZM95 127L104 130L103 126L96 123ZM193 125L188 127L185 131L191 133ZM203 132V128H201ZM200 138H203L200 137ZM163 146V147H161ZM63 166V165H62ZM104 175V173H101ZM148 173H139V176H146ZM136 174H133V179ZM76 188V184H72ZM121 191H128L124 188ZM117 192L116 195H120ZM231 203L222 210L228 212L235 211L238 203L248 204H264V191L258 189H248L231 197ZM60 208H68L66 205H58ZM188 210L196 211L197 207L191 201L188 204ZM199 210L205 213H212L219 211L215 202L213 206L207 204L203 205ZM77 211L68 210V216H76ZM47 216L46 213L41 214ZM24 221L31 223L38 222V218L30 215L22 218ZM255 225H260L261 229L257 231ZM117 224L113 221L107 222L106 228L100 232H93L88 237L84 238L85 243L83 247L87 248L90 244L97 247L103 245L106 252H113L114 246V232ZM58 231V229H57ZM250 234L264 236V220L253 219L250 225L245 223H238L233 228L225 230L226 236L237 234ZM144 231L133 232L126 239L131 240L135 236L144 235ZM150 235V234H149ZM168 240L169 238H162ZM121 244L124 241L120 242ZM172 250L170 252L173 256L182 257V253L186 249L177 246L175 240L170 241ZM151 250L144 248L137 249L129 258L124 260L122 264H168L164 257L157 259H146L145 257ZM168 252V249L165 248Z\"/></svg>",
  "mask_w": 264,
  "mask_h": 264
},
{
  "label": "water",
  "instance_id": "95a60500",
  "mask_svg": "<svg viewBox=\"0 0 264 264\" xmlns=\"http://www.w3.org/2000/svg\"><path fill=\"white\" fill-rule=\"evenodd\" d=\"M93 111H95V109H91L90 111H89V113H91V112H93ZM96 112V111H95ZM88 113V114H89ZM98 122V121H97ZM99 124L101 125V123L99 122ZM249 189H254V188H249ZM248 190V189H247Z\"/></svg>",
  "mask_w": 264,
  "mask_h": 264
}]
</instances>
